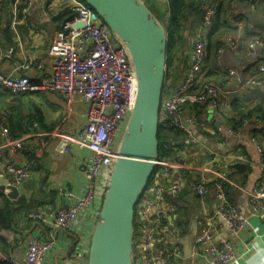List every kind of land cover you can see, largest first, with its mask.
<instances>
[{
  "label": "built area",
  "instance_id": "2783aa9c",
  "mask_svg": "<svg viewBox=\"0 0 264 264\" xmlns=\"http://www.w3.org/2000/svg\"><path fill=\"white\" fill-rule=\"evenodd\" d=\"M35 1L44 17H59L46 47L45 58L49 64L42 69L38 61L29 62L22 52L23 45L16 38V47H8L0 56V60L10 59L14 64L8 74L0 73V91H8L13 97L32 93L54 94L65 103L63 120L56 130L49 132L41 131L39 124L32 120L26 124V135L17 140L9 137L7 127L0 121V135L4 139V143L0 144V178L19 189L31 176L32 167L41 152L49 149L54 154L65 156L76 151L78 159L75 160L74 168L78 180L75 186L70 188L60 184L52 187L55 194L52 204L38 206L24 220L40 224L48 232L63 230L71 234L73 242L69 259L76 264H87L90 237L100 210H96L94 205L97 200L102 203L117 161L121 139L132 114L137 90L136 69L124 43L82 0H26L21 9V0H13L9 2L8 10L14 32L17 26L26 22L27 13ZM163 1L167 3L168 0ZM239 1L205 0L201 4V20L190 33L191 50L183 77L173 88L166 85L163 89L160 127L163 130L175 128L181 131L187 142L197 141L194 133L183 125H197L194 103L200 107L210 106L214 121L220 123L216 127L213 123L200 122L198 125L202 131L218 137H237L242 132L243 125L237 126L230 122L233 117L229 102L231 93L224 90L222 80L204 84L198 95L193 93L209 69L206 34L212 26L217 5H224L227 11V27L240 31L245 28V19L239 16L242 13L237 12ZM1 4L2 0L0 8ZM257 6V0L248 3L251 12H256ZM222 38V46L217 48L212 62L215 68L219 67L225 47L233 52L238 47L233 36L224 35ZM17 54L21 56L19 61L15 58ZM245 55L251 65L240 90L245 87L264 88L262 34L254 32L246 39ZM233 82L225 84L233 85ZM251 142L256 146L263 168L260 178L248 193L250 214L240 211L227 197L224 188L216 184L213 188L215 209L211 213H203L199 218L188 257L184 256L181 246L159 245L156 241L161 224L184 208L177 198L182 184L172 178L170 173L171 168L181 165L176 160L161 159L158 155L155 171L158 168L161 172L152 174L135 206L133 264H242L247 260L249 242L243 233L250 228L248 215L264 217V146L259 135L252 136ZM4 150H9L13 156L28 151L33 154V158L22 164L3 163L1 155ZM235 158L233 152L214 153L208 162L217 169L212 173L218 180L225 181L229 186H233L234 182L229 180L223 162ZM200 169L205 172L210 167L203 165L197 168ZM81 182L84 183L83 188ZM185 184L198 197L206 196V186L200 181L190 180ZM89 210V220H84ZM221 225L228 229L229 236L216 240L213 228L217 229ZM170 232L172 238L179 239L186 234L187 227L175 220ZM238 244L242 245L241 254L238 253ZM53 247V240L32 237L26 244L23 260L7 256L0 263L43 264Z\"/></svg>",
  "mask_w": 264,
  "mask_h": 264
},
{
  "label": "crops",
  "instance_id": "0c3cea01",
  "mask_svg": "<svg viewBox=\"0 0 264 264\" xmlns=\"http://www.w3.org/2000/svg\"><path fill=\"white\" fill-rule=\"evenodd\" d=\"M144 3H150L151 5H159L162 7L159 0H142ZM250 0H240L237 5V12L242 13L245 19L244 30L237 31L236 29L228 28L226 30L231 31L232 36L238 44L237 50L233 52L227 47L224 48V53L221 58L218 68L211 67L209 65L210 79L218 80L227 79L230 73L233 74V85L224 86V90L229 91L230 109L233 113L234 123L242 126V132L237 137L223 136L211 134V132H204L199 128L198 123L204 122L206 124H212L215 117L212 114L210 106L206 105L201 107L197 112V125L193 127L194 135L197 139L196 143L181 149V155L176 160L181 166L171 168V177L176 179L181 187H184V194L178 196V200L184 204V208L179 210L176 214L168 217L159 227L156 234V241L159 245L177 244L184 250L186 246L190 248L193 238L197 232V222L203 213H211L215 209L216 201L213 197L214 182L218 178L212 173L217 169L212 167V164H208L214 153H229L233 152L236 156L234 160L223 162V168L228 173L233 172L231 167L237 162L244 163L250 169L247 175L245 183H242L240 176L230 178L234 185L228 189L227 197L235 203L237 208L243 213L250 214L251 205L249 202L248 193L252 188V185L257 181L262 173L261 157L257 152L256 146L251 142L252 136L259 135L260 132L264 133V122H261L255 118L249 119V121H241L238 117V111L232 108L231 102L236 100L244 106H261L264 107V88L245 87L240 90V86L247 78L251 63L245 55V42L251 34L257 31V28L262 32L264 39V16L261 17L259 6L256 12H251L248 9V3ZM166 5V3H165ZM157 9V7H155ZM264 9V2L262 3ZM4 10V9H3ZM247 14H244V13ZM28 21L23 25L16 27V31L13 30V41L15 46L8 45L3 38V26H0V56L5 53L6 49L10 46L16 47L17 39L19 38L22 46V52L25 58L29 62L38 61L42 69L47 68L49 61L45 58L46 47L50 35L55 29V21L53 18L44 17L39 8L37 1L33 2L29 12L27 13ZM166 20V18L164 19ZM187 35V34H186ZM190 35V34H189ZM190 42V41H189ZM185 46V45H182ZM178 50L172 61V66L168 70L169 86L173 88L175 84L183 77V73L188 62V57L191 50V45L186 48ZM20 55H16L17 61L20 59ZM13 62L10 59L0 60V73L8 74L13 68ZM216 81V80H215ZM49 103L48 108H57L59 111L63 110L65 103L61 99L51 94L47 98ZM51 121L50 116H46ZM244 123V124H243ZM259 130V131H253ZM206 134L208 137H205ZM261 136V135H260ZM262 144L264 146V136H261ZM4 143L3 137L0 135V144ZM76 151L68 153L65 156H59L52 153L49 149L40 153V157L36 160V164L32 169L31 176L17 189L16 193L12 190L7 183L0 185V205L1 197L9 200L15 207L20 210L17 212L14 220L15 229L9 231L0 230V260L5 255L10 256L12 259L21 261L25 256V248L27 242L32 237H37L42 240H53L54 247L51 253L47 256L43 264H76L69 259V253L73 242L71 234H67L63 230H53L48 232L40 224L31 223L24 220L27 214H24L36 205L35 203H49L53 200L54 196H51L50 190L52 187L60 184L67 187L75 186L78 177L75 175V160ZM31 154L28 152L13 156L9 150H4L1 155V161L5 162H18L24 163L26 160L31 159ZM206 165L210 167L209 171L197 170V168ZM190 178L197 182H201L206 186V196L203 198L198 197L192 191H190L183 179ZM213 183V186L208 184ZM81 188L84 187V183L81 182ZM34 201V203H33ZM94 207L96 210L100 208L99 200L96 201ZM90 210L86 212L84 220H89ZM82 216V217H83ZM250 216V228L243 233V237L249 242V250L247 260L242 264H261L264 261V217H258L254 215ZM83 220V221H84ZM181 221L187 227V232L179 239H174L171 236L170 226L173 221ZM213 233L216 240L220 238L228 237V229L224 226H218L217 229L213 228ZM238 253L241 254L242 245L238 244ZM242 262V261H241Z\"/></svg>",
  "mask_w": 264,
  "mask_h": 264
},
{
  "label": "water",
  "instance_id": "95a60500",
  "mask_svg": "<svg viewBox=\"0 0 264 264\" xmlns=\"http://www.w3.org/2000/svg\"><path fill=\"white\" fill-rule=\"evenodd\" d=\"M82 1L124 43L137 76L132 114L91 233L87 264H133L135 206L156 168L161 95L170 83L166 68L167 33L142 0ZM213 124L220 125L215 121ZM183 125L194 133L193 126ZM5 183L0 178V185ZM9 187L17 192L15 187ZM184 192L182 186L178 196ZM189 251L186 246L185 257Z\"/></svg>",
  "mask_w": 264,
  "mask_h": 264
},
{
  "label": "trees",
  "instance_id": "16d2710c",
  "mask_svg": "<svg viewBox=\"0 0 264 264\" xmlns=\"http://www.w3.org/2000/svg\"><path fill=\"white\" fill-rule=\"evenodd\" d=\"M13 0H2L1 8H0V26H3V38L8 43V45L15 46V41H13V30L10 26V16L8 5L9 2ZM205 0H168L165 9L161 10L159 5H151L149 10L153 13V15L164 24L165 31L167 33V61H166V68H167V79H168V70H170L172 66V61L174 56L177 54L178 50L182 45L187 43V39L189 34L191 33L192 28L201 20V10L200 6ZM259 10L263 13L262 3L264 0H257ZM26 0H21V4L19 5V9L24 7ZM257 6V7H258ZM157 7V9L155 8ZM4 9V10H3ZM227 11L223 7L222 4H218L216 8V14L213 18L212 26L209 32L206 34V60L207 63L213 66L212 62L214 60V56L218 47L222 46L223 38L220 36L221 29L226 28L229 22L226 20ZM166 18V20H164ZM54 20L59 19L53 18ZM28 21V16L26 18V22ZM23 23V24H25ZM22 24V25H23ZM188 30L189 34L185 35V31ZM209 69L206 72L204 79L195 86L193 93L198 95V93L202 90L204 84L207 83H215L217 81H212L210 79ZM223 78V77H222ZM225 79V78H224ZM223 81H226L225 80ZM50 96L49 94L43 93H32L27 95H20L18 97H13L8 91H0V121L7 127L9 132V137L12 140H17L26 135V124L32 120H35L43 132L52 131L53 127H55L58 120L55 122L49 121L46 117L44 112L45 108H48L47 98ZM232 108L239 113L238 117L241 121H249L251 118H255L261 122H264V107L261 106H244L240 102L234 100L231 102ZM201 107L194 103L193 110L197 111ZM62 118H63V111L61 110ZM234 118L230 119L231 123H234ZM51 122L50 124H48ZM235 124V123H234ZM237 125V124H235ZM239 125V124H238ZM237 125V126H238ZM259 131V130H253ZM264 136V133L259 134V136ZM205 137H208L204 134ZM158 155L161 159H173L178 160L179 156L181 155V149L186 148L192 143L187 142L185 135L175 128H166L163 130L162 127L159 128L158 131ZM166 146V147H165ZM35 149V145H33ZM28 152V151H27ZM25 153V152H24ZM30 153L31 159L33 158V154ZM28 159V160H31ZM35 165H33L34 167ZM32 167V168H33ZM231 169L233 170L232 173L228 177L236 178L240 176L242 179V183H245L247 179V175L250 172V169L244 163L237 162L234 164ZM155 173L161 172L158 168ZM186 182L190 181V178H186L183 176ZM193 180V179H192ZM214 184H219V186L223 187L225 190V194H228V189L231 188L228 184H226L223 180H217ZM213 183L208 184L209 187L214 185ZM51 196H54V191L50 190ZM55 198V196H54ZM53 198V200H54ZM50 201L49 203H35L36 205L32 208V210L24 213L28 214L29 212L35 210L38 206L45 205V204H52ZM1 202L3 204L0 205V230L9 231L11 229H15L14 227V220L18 210L14 204L10 203L9 200L1 197ZM34 203V201H33ZM8 256V255H5ZM6 264V263H0Z\"/></svg>",
  "mask_w": 264,
  "mask_h": 264
},
{
  "label": "rangeland",
  "instance_id": "374dc122",
  "mask_svg": "<svg viewBox=\"0 0 264 264\" xmlns=\"http://www.w3.org/2000/svg\"><path fill=\"white\" fill-rule=\"evenodd\" d=\"M159 2L161 3V6H162V7L165 6V2H164L163 0H159ZM145 4H146L148 7L151 6L150 3H145ZM223 7H224V5H223ZM255 10H256V9H255ZM262 11H263V13L261 14V17L264 16V9H263ZM244 14H247V13L245 12ZM241 17H242V16H241ZM257 31H259V32H256V34H262V32L259 30V28H257ZM220 32H221V33H220V34H221L220 36L227 35V36H229V37H232V33H231V31L226 30V28L221 29ZM186 34H187V35L189 34V31H188V30L185 31V35H186ZM189 41H190V35L188 36L187 43L185 44V46H182V48H186V47H188V46H189V43H191V42H189ZM231 77L233 78V75L228 76L227 79H226V81H223L224 86H227L225 83H228V82L233 81L232 79H230ZM223 78H225V77H223ZM212 81H214V80H212ZM216 81H217V80H216ZM220 84L222 85V83H220ZM60 108L63 109L62 106H60ZM44 112H45L46 116H50V117H51V121H52V122H55V120H58V122L56 123L55 127H53V129H52V130H56L57 127H59L60 122L63 120V119H62V113H61V110L59 111L57 108H52V109H51V108H45V109H44ZM50 123H51V122H49L48 124H50Z\"/></svg>",
  "mask_w": 264,
  "mask_h": 264
}]
</instances>
